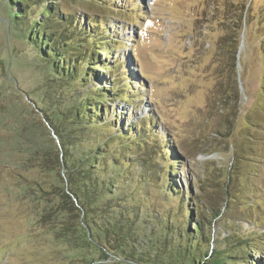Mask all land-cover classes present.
Listing matches in <instances>:
<instances>
[{"label": "rangeland", "instance_id": "1", "mask_svg": "<svg viewBox=\"0 0 264 264\" xmlns=\"http://www.w3.org/2000/svg\"><path fill=\"white\" fill-rule=\"evenodd\" d=\"M57 1L84 22L93 14L120 30L117 52L140 92L129 104L115 105L129 124L155 115L153 126L167 137H152L176 151L171 177L184 199L199 197L197 211L211 220L208 234L236 227L263 234L264 0H106L100 6ZM6 6L0 0V264H108L116 260L113 251L86 243V230H71L66 197L52 193L64 185L52 168V136L40 118L48 124L42 111L55 100L43 88L40 61L12 31ZM225 38L236 51L242 43L239 78H229ZM154 144L150 139L144 148L133 146L137 155L126 168L133 175L126 191L148 217L176 215L177 197L161 198L155 173L141 171L143 162L152 166L158 158ZM139 172L148 178L145 183L135 179ZM210 205L215 218L207 214ZM151 227L150 221L136 226L127 243L137 262L151 244ZM151 249L152 257L144 256L141 264H161ZM230 250L261 263L264 235L255 232L247 244Z\"/></svg>", "mask_w": 264, "mask_h": 264}, {"label": "trees", "instance_id": "2", "mask_svg": "<svg viewBox=\"0 0 264 264\" xmlns=\"http://www.w3.org/2000/svg\"><path fill=\"white\" fill-rule=\"evenodd\" d=\"M88 1L92 6L106 2ZM131 4L133 11L135 4ZM6 5L12 31L18 33L40 61L45 74L43 88L48 99L55 100L42 112L61 148L67 186L58 185L52 193L66 197L71 230L79 234L86 230L82 235L86 243L106 252L109 247L116 260L108 264H141L144 256H151L148 252L151 248L161 264H264V260L248 262L252 259L250 255L235 256L230 250L233 244H247L253 233L258 236L264 233L260 235L251 227L243 230L236 227L232 233L208 234L211 220L197 211L199 197L184 199L171 177L178 162L176 151L152 137H159L158 133L163 140L167 137L165 131L160 133L153 126L155 115L149 113L129 124L117 109L114 101L129 104L137 99L136 91L140 92L139 81L117 52L122 45L118 27L113 30L112 23H105L93 14L84 22L82 15L73 12L64 1L6 0ZM230 44L225 38L224 45L229 49L226 53L230 54L229 78L234 79L236 50ZM40 119L45 128L43 118ZM150 139L155 142L156 149L152 151L158 158L152 166L143 162L141 171L152 176L155 173L161 198L177 197L176 215L157 212V216L148 217L140 201L126 191L133 176L126 168L131 167L135 162L132 158L137 155L133 146L144 148ZM54 159L52 168L57 172L60 164L56 152ZM135 179L142 184L148 178L139 172ZM205 208L208 215L218 216L211 205ZM147 221L152 226L148 236L151 244L137 262L135 255L127 253L130 251L127 243L136 233L135 227ZM257 248L249 245L250 250Z\"/></svg>", "mask_w": 264, "mask_h": 264}, {"label": "water", "instance_id": "3", "mask_svg": "<svg viewBox=\"0 0 264 264\" xmlns=\"http://www.w3.org/2000/svg\"><path fill=\"white\" fill-rule=\"evenodd\" d=\"M241 42V41H240ZM242 43L239 44V46L237 47V51H236V75L237 77L239 78V74L237 73V69L239 67V61H238V54H239V51H240V47L242 46L241 45ZM45 126L46 128H48V130L50 131V134L52 136V147L49 149V152H50V156H51V162L55 159H54V152L57 153L58 155V159H59V164H60V169L57 170V173H58V177L60 178V181L63 183V185L66 187L67 184H66V179H65V173H64V169L63 167H61V159H62V153H61V148L59 146V141H58V138L57 136L55 135V133L53 132V130L50 128V126L45 122ZM52 167H53V164H52ZM56 172V171H55Z\"/></svg>", "mask_w": 264, "mask_h": 264}]
</instances>
